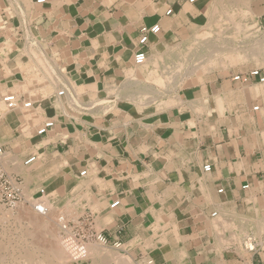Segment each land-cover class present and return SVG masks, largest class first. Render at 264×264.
<instances>
[{
    "label": "crops",
    "instance_id": "obj_1",
    "mask_svg": "<svg viewBox=\"0 0 264 264\" xmlns=\"http://www.w3.org/2000/svg\"><path fill=\"white\" fill-rule=\"evenodd\" d=\"M197 4L0 0V93L19 102L0 115L2 162L40 157L13 175L24 191L43 189L52 208L88 217L107 241L70 264H264V108L252 110L264 105V83L211 73L155 104L123 100L143 92L131 84L142 74L132 65L140 27L159 26L145 51L162 64L163 44L191 35ZM26 102L37 117L27 135Z\"/></svg>",
    "mask_w": 264,
    "mask_h": 264
},
{
    "label": "rangeland",
    "instance_id": "obj_2",
    "mask_svg": "<svg viewBox=\"0 0 264 264\" xmlns=\"http://www.w3.org/2000/svg\"><path fill=\"white\" fill-rule=\"evenodd\" d=\"M197 1H198V4H197L196 8H194L192 10V12L194 14V18H193V23L191 25V27H192L191 35L189 37H186V39H185L186 41L185 40L184 41L181 40L180 42H176V43H175V41H172V42H168L167 41L168 43L165 42L163 44V47L157 53V55L162 56V58L164 59V63L157 64V65L162 66L163 70H165V71H163L164 74L166 73L165 75H167V74L171 75V76H168V79H166L167 83H163L164 87L163 86L159 87L161 84H159V82L157 83V79L156 78H158V76L153 77L156 80V81H154L156 85L151 81V80H154V79H150L149 77L146 78L145 74H146V71H148L147 65H148V67H150L151 64H149V62L145 61V62H147V64H145V62H144V64H142L138 68L139 71H141L142 74H139V76L133 74L134 75L133 78L135 80L133 79L131 81V84L133 85V87L135 88L136 91H137V89L139 91L140 86H142V91L145 94L143 95L142 98L139 97V95H137L135 97L131 96V95L124 97L123 100H125V103H128L127 104L128 106L131 105V104H133V105H138V104L139 105H143V104H145V102L150 103V104L151 103L155 104L156 103L155 102L156 99L160 98L163 94L173 93V90H175L178 86H181V84L185 82L184 79H187L188 77H202V76H205V75H208V74H211V73L218 74L219 76H226V75H232L233 76V75H236L237 73L244 72V71L250 70V69H262V70H264L263 66L258 67L260 65L257 66V64L254 63L253 61L240 62V63L238 62L237 64H235V65L232 64L231 66H229L227 68H222L221 65H217V66L212 65V67H211V65L209 64V60L208 59L206 60V58H205L204 61L203 60L201 61L199 59V61L201 63L202 62L204 63L202 65V67H201V65L199 66L198 62H195L196 59L201 57L200 55L202 53V50H201L202 46H200V45L203 42H204V45H206L207 43L213 45L214 49H217V47H218V50L222 51V52L223 51L224 52H228L229 51L230 53L234 52L231 55H234V57H236L235 56L236 50L238 52L241 49L249 48V46H250L249 42L251 40H254V39L263 40L264 39V36H263L264 35V0H248L247 4L248 3L249 4L246 5L245 8H242V7L238 6L239 10L238 9L234 10L233 11L234 15L232 13L231 14L230 13H226V10H224L226 15L224 14V11L215 13L216 10L213 7L215 5H214V3H212V0H197ZM212 8H213V10H212ZM189 10H191V9H189ZM214 10H215V12H214ZM243 11H244V13H243ZM246 12H248V14ZM235 14H237V15H235ZM242 14H245V15H242ZM218 16H220L219 19H217ZM231 16H233V17H231ZM244 16H245V18H244ZM226 17H227V20H226ZM228 17L231 18V21H230V19ZM228 19H229V21H228ZM238 22L239 23H243V25H245V26L235 29V27H234L235 23H238ZM232 23H234L233 26H232ZM202 30L205 33H207V35H205V33H204V36H202V34H203ZM199 35L201 36L200 40H199V37H198ZM203 37H204V39H202ZM188 45H190L191 47L188 46ZM221 45H224L225 47L221 46ZM152 54L155 55L154 51L152 52ZM179 61H181V63ZM152 67H153V65H152ZM175 67H177L178 69L175 68ZM179 67H181L180 70H179ZM136 68L137 67H134V70ZM194 70H196V71H194ZM159 71H160V69H159ZM201 71H203L204 73L201 72ZM160 73H161V71H160ZM259 86H264V85H259ZM134 88H133V90H134ZM255 89H257V88H255ZM2 96H4V95L2 94ZM150 97H152V98H150ZM141 103H143V104H141ZM258 106L261 108V110L264 108V105H258ZM37 130L38 129H36V131ZM7 160H8V163L7 164L5 163L6 165L2 163V166L5 165L4 168L3 167L2 168L4 169V172H6L8 175H12L13 176L17 172L12 171V169L10 167L11 166L15 167L18 164L21 166V162H19V161L16 162V160L14 161L12 159H7ZM26 160H27V158L25 160H23V161H26ZM40 189L38 187L35 190L30 191L27 188H25V191H24V194H25L24 197L25 198H24V201L19 204L20 207L18 205V207L17 206L14 207L15 209H13V210H11V208L9 209V208H7L5 206H2V204H0V207L3 210L5 209L8 212L11 211V212H9L11 214H16V212L19 211V209H17V208H21L22 207L23 210H24V208H27V209L29 208L28 210H30L31 213H28V214L35 215L36 212L30 207V205H31V203H33V201H35V200H37L39 198V193L36 194L35 196H33L32 193H34L37 190L39 191ZM43 195L45 196V193ZM42 203L43 202H41L40 206L43 205ZM48 208H50V210H49L50 217H52V215H53V218H55L54 220L52 218L53 222H55L58 218L64 217L63 219H65V221H66L65 226H66V228L69 227L68 229H70V232H71L72 235L68 236L65 233L59 232V229L56 228L55 224L54 225L51 224V225H53V226H51V225L50 226H51V228H53L52 229V233H55V235L53 234L54 236H51V237H50V235H45L44 236V234H40L38 232H36V234H35V232H33V235L35 234V236L37 235L38 238H39L38 239L36 237L37 240L39 241V245L38 246H41L42 243H46L44 241H47L48 245H49V242L52 243L53 241H51V240H53V239H56L55 243H58V242L61 243V246H62V242L63 243L65 242V244H67V247H66L67 249H65V250H63L64 248L62 249L60 247L59 243L56 244V246L61 250V252L63 254H65V256H67L66 257L67 258V262H65L64 264L74 263V262H76L78 260V259H74L72 257L70 258V256L68 257V255H67L68 252L73 253L74 251H76V249L78 250L81 247L84 248L85 246L87 247V246L92 245V244H93V246L91 248L96 247L95 246V244H97L96 242L94 243V242H91V241L90 242L84 241L86 243H83L81 240L78 239V237H77L78 234H76L77 229H76V223H75L77 221V217H75L76 215H73V214L70 215V213H68L67 211H64V209H61V208H58V210H57V208H52L51 206H49ZM48 208H46L47 214H48ZM61 210H63V211H61ZM26 212H28V211H26ZM0 225H1L0 226V247H1L0 248V254H1L0 255V262H1L0 264H14V263L21 264L20 262H17V259H19V257H21V260H22L23 257H24L23 254L25 255L26 251L29 250L28 245H27V241L28 240H23V238H26L28 236H25L26 234L21 233V231L19 230L18 224H16V223L1 224V222H0ZM28 228H29L28 230L31 231L32 228H30V227H28ZM56 231H58V232H56ZM13 234H14V236H13ZM52 237H54V238H52ZM9 238H11V239H9ZM42 238L44 239V241H41V240H43ZM21 240H23V241H21ZM24 241H25L26 244L24 243ZM4 244H6V245H4ZM20 245L23 246V247L21 248ZM45 246H46L47 249H49V247L47 245H45ZM68 247H70V249ZM18 248H20V249H18ZM98 248L100 249V247H98ZM101 248L102 249H106L107 247L103 246ZM15 258H16V260H15ZM80 258H82V256H80ZM12 259H13V261H12ZM71 259H73V260H71Z\"/></svg>",
    "mask_w": 264,
    "mask_h": 264
},
{
    "label": "bare ground",
    "instance_id": "obj_3",
    "mask_svg": "<svg viewBox=\"0 0 264 264\" xmlns=\"http://www.w3.org/2000/svg\"><path fill=\"white\" fill-rule=\"evenodd\" d=\"M247 1L248 0H212V3H214V5L215 6H213L214 8H215V10H216V12H215V10H214V12L215 13H217V12H221V11H224V10H226V13H232L233 14V11L234 10H236V9H238L239 10V8H238V6L239 7H242V8H245L246 7V5H248L247 4ZM252 2V1H251ZM248 7V6H247ZM250 8V7H249ZM212 10H213V8H212ZM245 11V10H244ZM244 11H243V13H244ZM213 12V13H214ZM241 13V12H240ZM247 14H248V12H246ZM245 13V14H246ZM250 13V12H249ZM212 14V13H211ZM210 14V15H211ZM224 14H225V11H224ZM245 14H242V15H245ZM253 14V13H252ZM226 15V14H225ZM234 15V14H233ZM235 15H237V14H235ZM231 17H233V16H231ZM210 18V17H209ZM220 18V16H218L217 17V19H219ZM229 18V17H228ZM244 18H245V16H244ZM250 18V17H249ZM230 19V21H231V18H229ZM229 19H228V21H229ZM241 19V18H240ZM210 20V19H209ZM226 20H227V17H226ZM218 21V20H217ZM214 23V22H213ZM227 23V22H226ZM246 23V22H245ZM214 25V24H213ZM231 25V24H230ZM234 25V23H232V26ZM218 26V25H217ZM245 25H243V23H235V29L236 28H239V27H244ZM209 27V26H208ZM222 27V26H221ZM229 27V26H228ZM206 29V28H205ZM204 29V30H205ZM234 29V28H233ZM234 29V30H235ZM219 30V29H218ZM203 31V30H202ZM201 32V31H200ZM219 32V31H218ZM217 32V33H218ZM237 32V31H236ZM204 31H203V34H202V36H204ZM220 33V32H219ZM218 33V34H219ZM209 34V33H208ZM215 34V33H214ZM201 35V34H200ZM198 36L199 37V40L201 39L200 37L201 36ZM205 35H207V33H205ZM218 36V35H217ZM245 36V35H244ZM264 36V35H263ZM196 37V36H195ZM207 38V37H206ZM243 38V37H242ZM202 39H204V37L202 38ZM218 40V39H217ZM232 40V39H231ZM7 41V40H6ZM9 42V41H8ZM12 43V42H11ZM196 43V42H195ZM208 44V43H207ZM204 45V42L203 43H201V45L200 46H202L201 47V50H202V53H201V57H199L198 59H196L195 60V62H198L199 63V66L201 65V67H202V65L204 64L203 62L201 63L200 61H199V59L202 61H204L205 60V58H206V60L208 59L209 60V64L211 65V67H212V65H214V66H217V65H221L222 66V68H227V67H229V66H231L232 64L233 65H235V64H237L238 62L240 63V62H249V61H253L254 63H256L257 64V66L258 65H260V66H258V67H261V66H263L264 67V39L263 40H256V39H254V40H251L250 42H249V44H250V46H249V48H247V49H241L240 51H238L237 52V50H236V52H235V56L236 57H234V55H231V54H233V53H230L228 50V52H222V51H219L218 50V47H217V49H214V47H213V45H211V44H208V45ZM24 45V44H23ZM33 45V44H32ZM8 46V45H7ZM29 46V45H28ZM188 46H190V45H188ZM221 46H224V45H221ZM237 46V45H236ZM1 47V46H0ZM191 47V46H190ZM189 47V48H190ZM216 47V46H215ZM225 47V46H224ZM242 47V46H241ZM8 48V47H7ZM188 48V47H187ZM196 48V47H195ZM6 49V48H5ZM23 49V48H22ZM239 49V48H238ZM9 51V50H8ZM35 51V50H34ZM188 51V50H187ZM186 51V52H187ZM232 51V50H231ZM20 54V53H19ZM34 54L35 53H33L32 54V56L31 57H35L34 56ZM36 55H37V53H36ZM41 56V55H40ZM150 57V56H149ZM183 57V56H182ZM185 57V56H184ZM36 58H38V57H36ZM49 58V57H48ZM47 58V59H48ZM153 58V57H152ZM28 59V58H27ZM50 59V58H49ZM51 60V59H50ZM5 61V60H4ZM31 61V60H30ZM36 61H39V60H37L36 59ZM40 61H42L41 59H40ZM145 61H147V62H149V60L146 58V60ZM48 62V61H47ZM52 62V61H51ZM180 63H181V61H179ZM206 62V61H205ZM43 63V62H42ZM201 63V64H200ZM40 64V65H39ZM47 64V63H46ZM149 64H151L150 65V67H148V65H147V69H148V71H146V74H145V77L147 78V77H149L150 79H154V80H151L154 84H155V82L154 81H156L155 80V78H153V77H155V76H158V78H156L157 79V83L159 82V84H161L159 87H161V86H163V83H167L166 82V79H168V76H171V75H169V74H167V75H165L164 74V72L163 71H165V70H163V68H162V66H160V65H157V64H159V63H156V62H149ZM194 64V63H193ZM38 65L39 66H41V69L43 70V66L44 65H41V63L40 62H38ZM152 65H153V67H152ZM46 66V65H45ZM256 66V65H255ZM31 67V66H30ZM183 67V66H182ZM210 67V66H209ZM19 68V67H18ZM28 68V67H27ZM175 68H177V67H175ZM32 69H33V67H32ZM36 69H38V68H36ZM44 69L46 70V68L44 67ZM159 69H160V71H161V73H160V71H159ZM170 69V68H169ZM178 69V68H177ZM181 69V67H179V70ZM196 69V68H195ZM31 70V69H30ZM49 70V69H48ZM171 70V69H170ZM25 71V70H24ZM37 71V70H36ZM44 71V70H43ZM176 71V70H175ZM178 71V70H177ZM194 71H196V70H194ZM205 71V70H204ZM34 72V71H33ZM45 72V71H44ZM48 72V71H47ZM158 74H157V73ZM163 72V73H162ZM191 72V71H190ZM201 72H203V71H201ZM10 73V72H9ZM26 73V72H25ZM36 73V72H35ZM37 73H38V71H37ZM168 73V72H167ZM194 73V72H193ZM204 73V72H203ZM202 74V73H201ZM43 75V74H42ZM133 75V74H132ZM22 76V75H21ZM28 76V75H27ZM35 76V75H34ZM65 76V75H64ZM166 76V77H165ZM188 76V75H187ZM37 77V76H36ZM48 78H50L49 76H47ZM133 77H134V75H133ZM185 77V76H184ZM32 78V77H31ZM30 78V79H31ZM35 78V77H34ZM33 78V79H34ZM46 78V77H45ZM40 79H42V78H40ZM69 79V78H68ZM134 79V78H133ZM132 79V80H133ZM149 79V80H150ZM54 80V79H53ZM135 80V79H134ZM49 81V80H48ZM51 81V80H50ZM56 81V80H55ZM168 81V80H167ZM42 82H43V79H42ZM50 83V82H49ZM150 83V82H149ZM73 84V83H72ZM43 85V84H42ZM56 85H57V83H56ZM156 85V84H155ZM142 87V86H141ZM164 87V86H163ZM24 88V87H23ZM73 88V87H72ZM4 90H6V89H4ZM20 90V89H19ZM71 90V89H70ZM74 90V89H73ZM3 91V90H2ZM22 91V90H21ZM10 92H12V93H10ZM15 92V91H14ZM141 92V91H140ZM159 92V91H158ZM21 93V92H20ZM27 93V92H26ZM0 94H2V93H0ZM4 94H5V92H4ZM9 94H11V95H14L13 94V91H12V89H11V91H9V93L8 94H6V95H9ZM145 93H138V94H136V93H134V97L135 96H137V95H139V97H143V95H144ZM5 96V95H4ZM4 96H2L0 99V101H1V103H0V115L1 114H3L5 111H12V110H17V108L19 107V102H18V104L16 105V108L15 109H12V110H10V109H8L7 108V106L5 105V103H3V101H2V98L4 97ZM15 96V95H14ZM27 96V95H26ZM55 96H57V94L55 95ZM16 97V96H15ZM30 97V96H29ZM35 98V97H34ZM33 98V99H34ZM150 98H152V97H150ZM132 101V100H131ZM143 101V100H142ZM141 101V102H142ZM139 102V101H138ZM137 102V103H138ZM164 102V101H163ZM162 102V103H163ZM166 102V101H165ZM192 102V101H191ZM203 102V101H202ZM140 103V102H139ZM160 103V102H159ZM23 104L24 103H22L21 104V110H22V114H23V120H24V124L22 123V125L20 126V124H19V129L22 131V133L24 134H28L29 133V130H31V128H32V121L31 120H34V119H36L37 117L33 114V112H32V110H27V108H24L23 107ZM66 104V103H65ZM142 104V103H141ZM200 105V104H199ZM140 106L141 105H137L136 107L137 108H140ZM203 106V105H202ZM62 108V107H61ZM159 108V107H158ZM20 109V108H19ZM63 109V108H62ZM161 109V108H160ZM20 110V111H21ZM18 112H19V110H18ZM65 113V112H64ZM5 117V116H4ZM5 119V118H4ZM76 120V119H75ZM34 124V123H33ZM36 124V123H35ZM31 125V126H30ZM31 127V128H30ZM19 130V131H20ZM32 132V131H31ZM36 132L37 131H35V134H36ZM11 139V138H10ZM12 140V139H11ZM27 140V139H26ZM45 143V142H44ZM18 146V145H17ZM31 147V146H30ZM7 153V152H6ZM7 155V154H6ZM9 155V154H8ZM3 156H5L4 155V153H3V155L1 156V158H0V163H1V167H3L4 168V166H2V163L3 164H5V162H7V161H5V162H2V160H3ZM40 157H36V159L33 161V162H31L30 164H28V165H24L23 163L25 162V161H22V166L23 167H28V166H31L32 164H34L38 159H39ZM7 160V159H6ZM20 162V161H19ZM18 162V163H19ZM8 163V162H7ZM36 164V163H35ZM40 164V163H39ZM21 166V167H22ZM9 167V166H8ZM20 167V165H18V167H14V169L12 168V171H14V172H17V173H19L20 171H19V168ZM4 170V169H3ZM9 170V169H8ZM43 170V169H42ZM19 171V172H18ZM60 177V176H59ZM94 179V178H93ZM103 182V181H102ZM22 187H23V189H24V184H23V182H22ZM46 189V188H45ZM47 189H48V187H47ZM46 189V190H47ZM24 193V192H23ZM25 195V194H24ZM61 197V196H60ZM25 198V197H24ZM40 198V201L41 202H43L42 204V206L40 207L43 211H45L44 213H38L36 210H35V215H31V214H28V213H31L30 212V210H28L27 208H24V210H23V208L21 207V208H17V209H19V211H17L16 212V214H11V213H9V212H11V211H6L5 209L3 210L1 207H0V222H1V224H12V223H16V224H18V227H19V230L21 231V233H23V234H26L25 236H28V237H26V238H23V240H28L27 241V245H28V248H29V250H27L26 251V253H25V255L23 254V259L21 260V257H19V259H17V262H20L21 264L23 263V264H64L65 262H67V256H65V254H63L62 252H61V250L56 246V244H58V243H55V241H56V239H53V240H51V241H53L52 243H50L49 242V245H48V242L47 241H44V237L42 238L43 240H41V241H44V242H46V243H42V245L41 246H38L39 245V241L37 240V238H38V236L36 235L35 236V234H36V232H38V233H40V234H44V236L45 235H50V237L51 236H54L55 235V233H52V229L53 228H51V226H53L54 224H55V226H56V228H58L59 229V232H61V233H65V234H67L68 236H70V235H72L71 234V232H70V229H68V228H66V226H65V223H66V221H65V219H63L64 217H61V218H58L55 222H53V220L55 219V218H53V215H52V217H50V215H49V210H50V208H48L50 205H49V202H47L46 201V198H45V196L44 195H42L41 197H39ZM82 199V198H81ZM29 201V200H28ZM101 202V201H100ZM103 202V201H102ZM101 202V203H102ZM28 203V202H27ZM96 204V203H95ZM94 204V205H95ZM62 206H63V204H62ZM93 206V205H92ZM102 206V205H101ZM18 207V206H17ZM19 207H20V205H19ZM24 207V206H23ZM30 207H31V205H30ZM32 208V207H31ZM46 208H48V214H47V210H46ZM13 209H15V208H11V210H13ZM27 209V210H26ZM71 209V208H70ZM92 209V208H91ZM28 211V212H26V211ZM53 210V209H52ZM57 210H58V208H57ZM61 211H63V210H61ZM71 211V210H70ZM53 214V213H52ZM57 215V214H56ZM62 215V214H61ZM71 215V214H70ZM56 217V216H55ZM68 217V216H67ZM71 217V216H70ZM25 218V219H24ZM52 218H53V220H52ZM12 219V220H11ZM69 220V219H68ZM156 220V219H155ZM13 221V222H12ZM214 221V220H213ZM215 222V221H214ZM76 223V222H75ZM223 223V222H222ZM51 224H53V225H51ZM51 225V226H50ZM75 225V224H74ZM1 226V225H0ZM10 226V225H9ZM3 227V226H2ZM5 227V226H4ZM28 227H30V228H32L31 229V231H29L28 229ZM162 227V226H161ZM216 227H218V226H216ZM13 229V228H12ZM221 229V228H220ZM7 231V230H6ZM15 231V230H14ZM54 231V230H53ZM33 232H35V234L33 235ZM56 232H58V231H56ZM154 232V231H153ZM152 232V233H153ZM54 234V235H53ZM20 235V234H19ZM13 236H14V234H13ZM66 236V235H65ZM37 237V238H36ZM40 237V236H39ZM60 237V236H59ZM52 238H54V237H52ZM57 238V237H56ZM72 238V237H71ZM9 239H11V238H9ZM39 239V238H38ZM41 239V238H40ZM47 239V238H46ZM50 239V238H49ZM63 239V238H62ZM23 240H21V241H23ZM17 241V240H16ZM15 241V242H16ZM59 241V240H58ZM61 241V240H60ZM17 243V242H16ZM19 243V242H18ZM24 243H25V241H24ZM81 243V242H80ZM26 244V243H25ZM24 244V245H25ZM60 244V247L63 249V250H65V249H67L66 247H67V244H65V242L63 243L62 242V246H61V243H59ZM4 245H6V244H4ZM18 245V244H17ZM23 245V244H22ZM45 245H47L48 247H49V249H47L46 248V246ZM79 245V244H78ZM84 245V244H83ZM86 245V244H85ZM21 246V245H20ZM56 246V247H55ZM59 246V245H58ZM93 246V244L92 245H89V246H85L84 248H80V249H76V251H74L73 253H71V252H68V257L70 256V258L72 257V258H74V259H80V256H82V258L84 257V253L86 254V249L88 248H91ZM95 246L98 248V247H106V245H103V244H99V243H97V244H95ZM121 246H122V244H121ZM244 247H246V248H252L253 246H252V244L249 242V240L248 241H245L244 242V245H243ZM7 247V246H6ZM17 247V246H16ZM23 246H21V248H22ZM45 247V248H44ZM55 247V248H54ZM79 247V246H78ZM96 247H94L93 249L95 250V248ZM1 248V247H0ZM3 248V247H2ZM39 248V249H38ZM69 249H70V247H68ZM96 248V249H97ZM18 249H20V248H18ZM17 249V250H18ZM47 249V250H46ZM82 249V250H81ZM102 249V248H101ZM254 249V248H253ZM100 250V249H99ZM110 250V249H109ZM7 251V250H6ZM15 251V250H14ZM97 251V250H96ZM5 252V251H4ZM23 252V251H22ZM114 252V251H113ZM24 253V252H23ZM66 253V252H65ZM100 253V252H99ZM105 253V252H104ZM3 254V253H2ZM16 254V253H15ZM72 254V255H71ZM110 254V253H109ZM1 255V254H0ZM77 255V256H76ZM87 257V256H86ZM111 258H113V257H111ZM27 261H26V260ZM124 259V258H123ZM15 260H16V258H15ZM69 260V259H68ZM71 260H73V259H71ZM12 261H13V259H12ZM105 261V260H104ZM111 261V260H110ZM125 261V260H124ZM151 261V260H150ZM16 262V261H15ZM106 262V261H105ZM116 262V261H115ZM123 262V261H122ZM1 263V262H0ZM13 263V262H12ZM14 264H16V263H14ZM103 264V263H102ZM120 264V263H119Z\"/></svg>",
    "mask_w": 264,
    "mask_h": 264
},
{
    "label": "built area",
    "instance_id": "obj_4",
    "mask_svg": "<svg viewBox=\"0 0 264 264\" xmlns=\"http://www.w3.org/2000/svg\"><path fill=\"white\" fill-rule=\"evenodd\" d=\"M44 0H37L38 3H42ZM189 3H193L195 0H187ZM166 15L171 14V10H167ZM139 37H138V47L137 50L133 53L132 55V65L133 66H141L144 64L147 54L145 51V46L148 43V37L151 34H157L159 32V26L154 25L152 27H146L142 26L139 29ZM232 80L237 83L241 84H249L252 83L253 81H256L257 83H264V76H262V73L260 69H250L246 72H240L237 73L236 75L232 76ZM63 92L60 91L58 95H62ZM3 103L7 106L8 109L12 110L16 108V105L18 104V99L14 95H5L2 98ZM30 106L29 102H26L23 104L24 108H28ZM253 111H259L260 107L258 105L252 107ZM54 126L53 121L48 120L45 121L37 130L36 135L37 136H43L45 135L52 127ZM3 149L0 148V158L3 155ZM36 159V156H30L27 158V160L23 163L24 165H28L31 162H33ZM211 167L210 165H204L203 166V171L205 173H208L210 171ZM84 172L81 173L83 175ZM243 189H246L247 186H243ZM24 189L22 187V180L19 177L8 175L6 172H4L3 168L1 167L0 163V204L2 206H5L7 208H14L18 206L20 203L24 201ZM218 193H221L222 190L219 189L217 191ZM39 193V197H41L44 194V191L40 189L37 194ZM41 201L40 198L37 200L33 201L31 203L32 209L37 211L38 213H44L40 207ZM118 205V201H115L110 205L111 208H114L115 206ZM212 217L215 216V213L211 215ZM76 234L78 239L81 240L83 243L86 242H96L99 244L106 245L107 241L105 238L100 234L93 232L91 230V220L88 217H83L80 219H77L76 221ZM86 241V242H84ZM113 247H120L121 244L119 242H115L112 244ZM83 248V247H81ZM82 250V249H81ZM146 264H152L151 261H147Z\"/></svg>",
    "mask_w": 264,
    "mask_h": 264
}]
</instances>
